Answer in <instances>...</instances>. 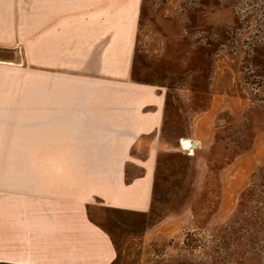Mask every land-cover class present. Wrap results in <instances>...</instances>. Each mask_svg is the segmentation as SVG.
Returning a JSON list of instances; mask_svg holds the SVG:
<instances>
[{
    "label": "crops",
    "instance_id": "1",
    "mask_svg": "<svg viewBox=\"0 0 264 264\" xmlns=\"http://www.w3.org/2000/svg\"><path fill=\"white\" fill-rule=\"evenodd\" d=\"M141 5L0 0V142L21 143L0 153L21 157L0 162V264H113L101 212L151 211L159 159L189 138L167 139V89L133 77ZM17 46L36 72L15 75Z\"/></svg>",
    "mask_w": 264,
    "mask_h": 264
},
{
    "label": "rangeland",
    "instance_id": "2",
    "mask_svg": "<svg viewBox=\"0 0 264 264\" xmlns=\"http://www.w3.org/2000/svg\"><path fill=\"white\" fill-rule=\"evenodd\" d=\"M82 42L78 69L89 70ZM26 49L14 47L15 75L38 69ZM132 71L167 89V139L189 140L159 159L149 213L99 215L113 264H264V0H142Z\"/></svg>",
    "mask_w": 264,
    "mask_h": 264
}]
</instances>
